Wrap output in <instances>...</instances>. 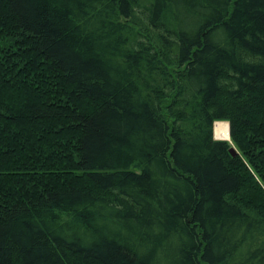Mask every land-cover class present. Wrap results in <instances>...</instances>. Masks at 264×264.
<instances>
[{
  "label": "trees",
  "instance_id": "1",
  "mask_svg": "<svg viewBox=\"0 0 264 264\" xmlns=\"http://www.w3.org/2000/svg\"><path fill=\"white\" fill-rule=\"evenodd\" d=\"M0 264H264V0H0Z\"/></svg>",
  "mask_w": 264,
  "mask_h": 264
},
{
  "label": "water",
  "instance_id": "2",
  "mask_svg": "<svg viewBox=\"0 0 264 264\" xmlns=\"http://www.w3.org/2000/svg\"><path fill=\"white\" fill-rule=\"evenodd\" d=\"M215 123H216V122H215ZM215 123H214V128H215ZM228 123H229V122H228ZM214 137H215V139H218V138L216 137V135H215V131H214ZM222 140H229V141H231V137H230V139H222ZM230 152H231V154L234 155V156H236V155L239 154V152H238V150L236 149L235 146H232V147L230 148Z\"/></svg>",
  "mask_w": 264,
  "mask_h": 264
},
{
  "label": "rangeland",
  "instance_id": "3",
  "mask_svg": "<svg viewBox=\"0 0 264 264\" xmlns=\"http://www.w3.org/2000/svg\"><path fill=\"white\" fill-rule=\"evenodd\" d=\"M217 123H227V124H228V122H225V121H220V122L218 121V122H216V124H217ZM216 124H215V126H216ZM214 130H215V129H214ZM228 130H229V128H228ZM215 135H216V131H215ZM216 137H217L218 139H223V138H220L219 135H218V136L216 135ZM230 142H231V141H230ZM233 146H234V145H233Z\"/></svg>",
  "mask_w": 264,
  "mask_h": 264
},
{
  "label": "bare ground",
  "instance_id": "4",
  "mask_svg": "<svg viewBox=\"0 0 264 264\" xmlns=\"http://www.w3.org/2000/svg\"><path fill=\"white\" fill-rule=\"evenodd\" d=\"M216 124V123H215ZM228 128H229V139H230V124L228 123ZM215 129V128H214ZM215 131V130H214Z\"/></svg>",
  "mask_w": 264,
  "mask_h": 264
}]
</instances>
